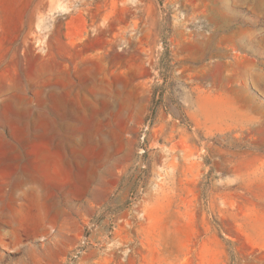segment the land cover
Listing matches in <instances>:
<instances>
[{
    "label": "rangeland",
    "instance_id": "rangeland-1",
    "mask_svg": "<svg viewBox=\"0 0 264 264\" xmlns=\"http://www.w3.org/2000/svg\"><path fill=\"white\" fill-rule=\"evenodd\" d=\"M0 264H264V0H0Z\"/></svg>",
    "mask_w": 264,
    "mask_h": 264
}]
</instances>
